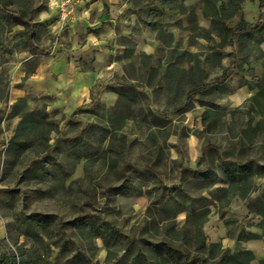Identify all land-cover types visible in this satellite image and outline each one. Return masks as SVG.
<instances>
[{
  "label": "rangeland",
  "instance_id": "rangeland-1",
  "mask_svg": "<svg viewBox=\"0 0 264 264\" xmlns=\"http://www.w3.org/2000/svg\"><path fill=\"white\" fill-rule=\"evenodd\" d=\"M259 1L102 0L100 80L66 113L35 87L46 56L22 43L71 53L75 23L49 0H3L0 264H184L214 217L243 239L256 221L264 236ZM204 12L258 30L220 36ZM98 52L74 58L91 68Z\"/></svg>",
  "mask_w": 264,
  "mask_h": 264
},
{
  "label": "crops",
  "instance_id": "crops-1",
  "mask_svg": "<svg viewBox=\"0 0 264 264\" xmlns=\"http://www.w3.org/2000/svg\"><path fill=\"white\" fill-rule=\"evenodd\" d=\"M121 1L106 0V3L114 10L119 7L118 4ZM76 3V21L68 30V36L72 42L71 53L62 52L57 58L43 57L36 73L39 83L34 85L39 91L54 92L57 104L66 113L74 112L77 107L88 101L92 94L91 90L100 80L102 66L99 64V58L101 52H98L97 44L101 41L93 34V31L106 26L108 23V15L102 13L104 10L102 0H76ZM93 13H97L99 16L93 18ZM198 18L200 23L201 18L207 23L204 25L205 28L211 26V18L204 15ZM91 51L98 52L97 60H95L93 67L83 69L82 65L76 63L74 56L78 53L86 58ZM31 81L32 79H28L27 85H30ZM210 220L209 225L204 230L206 246H220L230 255H235L237 252L252 253L254 259L249 264H264V236L260 223L255 221L248 232L255 237L243 239L239 231H229L222 219L218 220L214 217Z\"/></svg>",
  "mask_w": 264,
  "mask_h": 264
},
{
  "label": "trees",
  "instance_id": "trees-1",
  "mask_svg": "<svg viewBox=\"0 0 264 264\" xmlns=\"http://www.w3.org/2000/svg\"><path fill=\"white\" fill-rule=\"evenodd\" d=\"M240 1V0H239ZM230 2L237 4L234 2V0H230ZM260 8L264 9V0H260ZM238 6V5H237ZM238 8H240L238 6ZM3 9V0H0V10ZM205 17L210 18L211 16L207 13H203ZM213 18V17H212ZM212 23L214 27H219L220 36H225V34H233V35H242L245 33H248L250 31L256 32L258 30L257 26H253L252 24H249L247 22H241L236 27H228L226 23L223 22V20H216V18H213ZM191 19V23H193ZM23 23V22H21ZM22 45L25 46V50L27 52L31 51L35 55H39L40 57L48 56L50 54V51L48 50H41L36 45H34L31 37H29L25 42L22 43ZM39 63L36 61L35 66L38 67ZM32 73H35V70L32 71ZM29 75V72L27 73ZM115 93L122 94L123 91L121 89L114 90ZM153 174H156L153 170L149 169ZM223 173L227 176H232L235 174V171L229 170V169H223ZM251 237H255L254 235H251ZM200 244V250L198 249L196 254L193 255L192 258H188L186 256L182 257V260L184 264H205V257L206 254H204V251H208L207 259L211 261L214 264H249L252 259H254V255L252 253L244 254L242 252H237L235 255H230L228 252L224 251L220 246L217 245H210L206 246V237L205 234L202 233L201 240L199 242ZM204 251H202V250Z\"/></svg>",
  "mask_w": 264,
  "mask_h": 264
},
{
  "label": "built area",
  "instance_id": "built-area-1",
  "mask_svg": "<svg viewBox=\"0 0 264 264\" xmlns=\"http://www.w3.org/2000/svg\"><path fill=\"white\" fill-rule=\"evenodd\" d=\"M53 8L63 22L66 25L71 26L76 21V0H49Z\"/></svg>",
  "mask_w": 264,
  "mask_h": 264
}]
</instances>
